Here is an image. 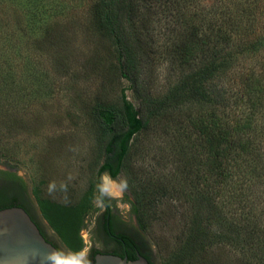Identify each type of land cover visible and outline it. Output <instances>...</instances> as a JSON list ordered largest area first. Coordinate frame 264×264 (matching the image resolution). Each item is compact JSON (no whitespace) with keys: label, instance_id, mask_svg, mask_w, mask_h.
I'll list each match as a JSON object with an SVG mask.
<instances>
[{"label":"trees","instance_id":"obj_1","mask_svg":"<svg viewBox=\"0 0 264 264\" xmlns=\"http://www.w3.org/2000/svg\"><path fill=\"white\" fill-rule=\"evenodd\" d=\"M197 3L99 0V27L112 39L121 75L130 88L137 92L148 77L157 47V22L164 23L163 35L169 36L163 55L170 57L180 76L162 97L144 99L140 111L125 90L121 104L97 107L95 118L103 131L105 153L99 174L117 179L129 172L138 137L162 125L164 135L172 134L176 157L191 166L180 173L192 178L191 193L183 194V187L170 193L192 208L188 240L179 258L184 260L210 245L227 244L264 264V0H208L201 13L195 9ZM245 57L260 59L255 67L245 69L241 66ZM193 105L207 110L193 114ZM232 110L238 115L228 113ZM149 183L142 191H133L131 201L141 224L143 218L156 215L159 203L169 194L165 187ZM1 196L0 210L23 207L63 255L20 195H10L9 200ZM98 198L102 204L110 202L101 188ZM92 200L90 192L79 205L40 201L44 218L73 254L84 248L81 231ZM124 239L130 261L137 259L139 251L154 264L139 242Z\"/></svg>","mask_w":264,"mask_h":264},{"label":"rangeland","instance_id":"obj_2","mask_svg":"<svg viewBox=\"0 0 264 264\" xmlns=\"http://www.w3.org/2000/svg\"><path fill=\"white\" fill-rule=\"evenodd\" d=\"M206 2L198 0L197 12H202ZM98 3L0 0V168L14 169L27 183L25 193L14 195L21 196L34 219L79 264L87 261L93 249L114 248L111 242L94 237V222L102 209L100 188L154 264H259V258L227 244L210 245L184 260L179 258L188 240L192 208L170 193L179 187L183 194L191 193L192 178L180 174L191 166L176 157L172 134L164 135L162 125L138 137L129 172L117 179L99 174L105 153L103 131L95 118L97 107L121 104L125 90L140 111L144 99L162 97L180 76L170 57L163 55L169 36L163 35L164 23L157 22V47L151 54L148 77L137 92L130 88L121 75L112 39L99 27ZM259 59L245 57L241 66L255 67ZM203 109L207 110L193 105L192 113ZM228 113L238 115L234 110ZM199 169L203 175V168ZM149 182L165 187L169 194L155 216L143 218V226L132 212L131 201L133 191H142ZM90 192L92 208L81 231L84 248L73 254L44 218L40 201L79 205Z\"/></svg>","mask_w":264,"mask_h":264},{"label":"water","instance_id":"obj_3","mask_svg":"<svg viewBox=\"0 0 264 264\" xmlns=\"http://www.w3.org/2000/svg\"><path fill=\"white\" fill-rule=\"evenodd\" d=\"M39 224L48 238L71 258L50 230ZM0 264L69 263L62 258L59 249L43 236L30 214L21 206H13L0 210ZM94 264H151V262L143 255L130 261L117 255L100 253L96 256Z\"/></svg>","mask_w":264,"mask_h":264},{"label":"flooded vegetation","instance_id":"obj_4","mask_svg":"<svg viewBox=\"0 0 264 264\" xmlns=\"http://www.w3.org/2000/svg\"><path fill=\"white\" fill-rule=\"evenodd\" d=\"M18 178L20 180H18ZM22 181V182H21ZM20 183H22L20 185ZM24 185V187H23ZM27 189V183L22 178L17 171L9 167L0 168V200L2 196H5L9 200L10 195L20 192L25 193ZM101 214L94 222L93 232L96 239L111 242L114 246L112 250H101L93 249L84 264H94L96 261V256L100 253L102 254H113L120 256L122 258H128L130 256V251L128 250L127 244L124 237H130L134 241L138 242L136 237L132 235L128 230L125 229L122 219L113 211L114 207L110 202L102 204ZM17 206V205H16ZM62 256L64 260L69 264H79L73 259L69 258L62 250ZM140 252H137V258Z\"/></svg>","mask_w":264,"mask_h":264}]
</instances>
